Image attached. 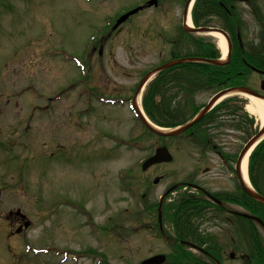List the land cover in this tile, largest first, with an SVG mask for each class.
<instances>
[{"label":"rangeland","instance_id":"374dc122","mask_svg":"<svg viewBox=\"0 0 264 264\" xmlns=\"http://www.w3.org/2000/svg\"><path fill=\"white\" fill-rule=\"evenodd\" d=\"M141 1L0 0V139L7 145L0 158L6 162L8 205H19L31 221L25 233L30 244L34 241L44 247L54 243L76 251L77 259L78 252L86 253L79 262L60 263L62 258L57 256H23V245L18 243L21 260L17 256V264H95L101 255L103 264H138L155 253L170 252L152 227L155 220L149 209L189 172L194 147H181L190 152L184 162L176 139L161 141L137 121L127 105H101L97 98L87 97L83 85L87 69L85 78L98 93L132 95L142 74L170 58L172 51L193 53H187L193 46L180 27V19L168 20L161 4L100 33L105 19L112 25L120 9H131ZM258 5L260 14L251 15L244 4L235 3L252 45L258 43L254 36L263 28L257 17L264 18V0H258ZM178 8L180 5L173 7L174 16H178ZM156 21L165 28H159ZM212 23L217 25L215 20ZM158 29L161 35L156 34ZM202 36L215 42L209 35ZM259 79L261 76L253 72L247 82L251 85L256 80L253 84L258 87ZM212 92L197 95L196 101L206 102ZM174 93L172 89L167 95ZM229 97L235 98L232 111L236 119L223 117L224 129L217 138L228 134L233 150L238 151L242 141L256 132L259 122L243 108L247 102L243 94ZM88 99L91 101L86 103ZM239 106L249 120L247 139L235 126ZM84 108L86 114L81 115ZM159 143L168 146L174 160L141 170L142 160ZM210 157L209 163L217 172L218 160ZM253 174L264 192V155L260 169H253ZM155 177L159 179L153 183ZM175 190L165 202L184 189L178 185ZM56 199L59 201L53 204ZM75 203L88 209L89 219L76 213ZM260 234L264 242L263 232ZM228 253L222 264H242L237 258L229 259ZM10 256V251L0 250L3 263H11Z\"/></svg>","mask_w":264,"mask_h":264},{"label":"flooded vegetation","instance_id":"af4514ba","mask_svg":"<svg viewBox=\"0 0 264 264\" xmlns=\"http://www.w3.org/2000/svg\"><path fill=\"white\" fill-rule=\"evenodd\" d=\"M185 1L157 0V5L160 3L164 6L168 20L175 21L176 17L180 19L181 16L182 19V7ZM199 2L208 7L204 9L203 13L199 10L196 11V14L194 12L193 15L195 17L196 15H202L205 18L222 21L233 13L235 3L244 4L252 14H255L258 5V0H199ZM178 5H180V8H178L180 12L178 16H174L175 10L173 7ZM215 5L221 8L217 9L214 7ZM168 6L169 8H166ZM223 15L224 18L222 17ZM158 33L161 34L160 32ZM236 34H239L238 31L235 32V36H237ZM232 36V34L229 35L233 48ZM249 57L253 58L251 54H249ZM262 57L260 60L264 61ZM245 65L250 66L249 63ZM259 75L264 77V74ZM259 82L260 79L258 87ZM258 87L252 85V88L257 93L264 95V91ZM123 95L126 96L124 93ZM127 98L128 96L123 99L126 100ZM227 104L231 105V102ZM199 105L197 104V106ZM221 113L222 110L220 109L207 113L206 118H201L185 129L174 142L184 162L187 160L186 156L190 157V152L183 148L181 149V147L190 145V147H194V151L191 157L193 164L189 172L181 182L170 186L176 188L178 185H182L184 190L180 191V195L175 199H168L165 202V206H161L166 210L171 203L177 205L180 208V210L177 209V214L180 215L181 219L188 217L186 216L187 213L190 214V217L187 218L189 220H179L176 224L170 223L168 224L170 227L166 228L168 240L175 246L185 247L182 248L181 252L177 251L174 256L171 257L169 255L171 261L187 260L198 261L202 264H214L218 260L217 256L223 260V255L226 252L231 251L233 253V251H237L233 246L243 245L249 239V222L242 215L247 209V195L242 190L240 177L234 172L237 151L233 150L234 144L232 140L229 141L226 138L228 134H225L223 138H217L224 127L221 124L218 125L214 117L215 114ZM220 117L222 118V116ZM240 124L243 126L241 129L246 135L248 130L247 120L243 119ZM227 144H230V146ZM210 156L215 158L219 156L217 172L213 170L215 166L209 163ZM4 164L6 165V162L3 163V159H0V237L3 236V238H0V247L4 243L3 247L5 245L15 255V241L21 237L22 239L24 238L30 224L28 227H24L26 217L23 215L19 205H8L9 182L7 168ZM257 177H253L252 184L259 191V187L262 184L259 178L256 179ZM261 181L263 183V180ZM230 184L231 187L229 188ZM166 192L169 191L167 190ZM161 203L159 202V205ZM175 205L172 207L174 208ZM197 214H199V218L196 217ZM196 218L197 220H193ZM199 219L202 220L200 221ZM9 240H14L12 241L13 244L7 243ZM200 245L203 246V250L196 249L197 254L189 252V250H192L191 246L198 247ZM240 254L243 256V252ZM230 255L232 256V254ZM169 259L166 258L168 262H170ZM0 264H4L2 260H0Z\"/></svg>","mask_w":264,"mask_h":264},{"label":"trees","instance_id":"16d2710c","mask_svg":"<svg viewBox=\"0 0 264 264\" xmlns=\"http://www.w3.org/2000/svg\"><path fill=\"white\" fill-rule=\"evenodd\" d=\"M207 7V5H204L205 9H207ZM214 7L219 9L217 5ZM207 22L208 21H205L199 24L207 25ZM195 23L199 25L197 20H195ZM219 25L232 35H235L236 31H241L243 29V24L235 12L229 17H226V19L222 21V24ZM234 40V51L230 56L229 62L223 66L179 64L159 73L149 84L142 99L144 109L150 118L157 124L164 126H173L184 122L188 118L189 114L185 106L179 104L172 105L171 97L166 93L171 88L175 90L174 94H176L178 90H181L185 95L191 96L196 91L218 90L226 86L241 85L243 84L244 76L247 71L243 59L250 61L255 67L264 68V61H262V59L260 60L261 50L255 46L251 47L250 52L253 54L255 60H250L247 56L249 53L244 49V43L239 45L236 38ZM195 42L199 44V47L194 49V53L186 55L194 54L208 58H216L219 56V51L213 43L205 41V39L203 40L202 38L196 39ZM259 45H261V42ZM158 95L160 96L159 98L156 97ZM187 101L192 104L191 98H188ZM259 147L255 152L259 151ZM255 152L252 154V157ZM250 203V212L258 215L264 222V205L255 201H251ZM255 237V246L253 244L252 247H250V259L248 264H264V248L260 244L258 237Z\"/></svg>","mask_w":264,"mask_h":264},{"label":"water","instance_id":"95a60500","mask_svg":"<svg viewBox=\"0 0 264 264\" xmlns=\"http://www.w3.org/2000/svg\"><path fill=\"white\" fill-rule=\"evenodd\" d=\"M190 0H188L185 4L184 7V29L188 32H205V31H219L221 33H223V31L216 29V28H210V27H199V28H190L188 26H186V10L188 7V3ZM135 12V10L129 11L128 13L124 14L123 16H121L116 24H118L119 22H121L122 20H124L130 13ZM224 37L226 38L227 42H228V50L230 49V42L228 40V38L226 37V35L223 33ZM183 62H203V63H210V64H214V65H221L223 63H225V61L221 60V59H207V58H201V57H184V58H178V59H173L171 61H167L157 67H155L154 69H152L151 71L147 72L139 81L137 88H136V93L140 90V88L142 87V85H144V83L156 72H159L171 65L177 64V63H183ZM260 87L264 90V81H261L260 83ZM231 92H241V93H246V94H250L253 96H256L260 99L264 100V96H261L257 93H255L254 91H252L251 89L244 87V86H239V87H230V88H226L223 89L221 91H219L217 94H215L207 103V105L189 122L185 123L184 125L172 129V130H162V129H158L156 127H154L153 125H151L150 123H148L138 112L136 105L134 104V109L136 110L137 114L140 115L143 123L145 124V126L150 129L152 132L158 134V135H162V136H166V135H176L179 132H181L182 130H184L185 128H187L189 125H191L192 123H194L195 121H197L204 113L205 111L215 102L216 99H218L220 96L226 94V93H231ZM264 135V126L244 145V147L242 148L240 155H239V160L240 158L245 154V152L248 150V148L256 141L258 140L260 137H262ZM170 155L166 149V147H158L156 148L155 153L150 156L149 158L146 159V161L143 163L142 167L145 168L148 165L155 163V162H159V161H167L170 160ZM245 190L246 192L255 200L261 202L264 204V197L258 193H256L254 190L248 188L245 186ZM164 260V255L162 254H157V255H153L151 257H148L144 260H142L139 264H160L162 263ZM219 264V263H218Z\"/></svg>","mask_w":264,"mask_h":264},{"label":"bare ground","instance_id":"6f19581e","mask_svg":"<svg viewBox=\"0 0 264 264\" xmlns=\"http://www.w3.org/2000/svg\"><path fill=\"white\" fill-rule=\"evenodd\" d=\"M187 23H190V19L188 18ZM211 36H213L216 40V45L217 47L220 49L222 57L225 56L226 54V43L225 40L223 38V36L218 33V32H210ZM243 97L245 98L246 105H245V109L246 111L253 115L255 117V119L259 122V124L264 123V101L261 100L260 98H256L254 96L251 95H245L243 94ZM138 98L137 97V102H138ZM248 153L244 156L242 162H241V166H240V172L243 176V179L246 183H248L247 181V176H246V162H247V156Z\"/></svg>","mask_w":264,"mask_h":264}]
</instances>
